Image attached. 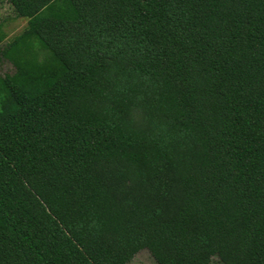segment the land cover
<instances>
[{"label":"trees","instance_id":"obj_1","mask_svg":"<svg viewBox=\"0 0 264 264\" xmlns=\"http://www.w3.org/2000/svg\"><path fill=\"white\" fill-rule=\"evenodd\" d=\"M0 264H264V0H5Z\"/></svg>","mask_w":264,"mask_h":264},{"label":"rangeland","instance_id":"obj_2","mask_svg":"<svg viewBox=\"0 0 264 264\" xmlns=\"http://www.w3.org/2000/svg\"><path fill=\"white\" fill-rule=\"evenodd\" d=\"M25 26V20L14 15L10 6L5 0H0V45L19 34ZM14 72L13 67L7 61L0 58V78L4 75H11ZM3 98L0 89V105ZM127 264H156L149 253L143 249L138 251ZM209 264H220L215 256L211 257Z\"/></svg>","mask_w":264,"mask_h":264}]
</instances>
